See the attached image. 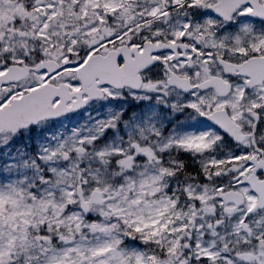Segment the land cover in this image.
<instances>
[{"label": "snow or ice", "instance_id": "obj_1", "mask_svg": "<svg viewBox=\"0 0 264 264\" xmlns=\"http://www.w3.org/2000/svg\"><path fill=\"white\" fill-rule=\"evenodd\" d=\"M0 264H264V0H0Z\"/></svg>", "mask_w": 264, "mask_h": 264}]
</instances>
